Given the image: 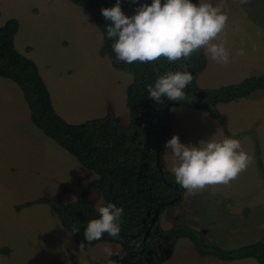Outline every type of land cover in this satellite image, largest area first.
<instances>
[{"label":"rangeland","instance_id":"1","mask_svg":"<svg viewBox=\"0 0 264 264\" xmlns=\"http://www.w3.org/2000/svg\"><path fill=\"white\" fill-rule=\"evenodd\" d=\"M110 1L113 6L117 3ZM195 2L216 6L222 0ZM145 3L149 1L121 0V8L136 14ZM224 11L227 25L214 42L224 41L230 62L225 65L208 57L207 82L203 77L202 81L209 88L264 73V0H248L243 5L239 0H227ZM12 17L20 22L17 48L38 63L54 105L67 121L82 123L112 111L120 124L129 122L126 89L133 75L116 68L105 54L101 30L85 8L70 0H0V24ZM241 49L244 55H239ZM190 97L188 94L187 99ZM263 98L264 92H260L248 100H235L232 106L220 103L224 124L201 109L194 117L192 110L181 112L187 102L172 106L173 118L181 113L177 122L181 134H176L181 143L199 147L202 140L221 142L224 137L217 140L213 133L222 124L225 131H231L226 137L238 139L252 163L227 185H212L195 193L185 189L183 201L162 212L155 231L186 224L203 231L211 244L224 248L264 240V181L255 149L257 141L264 160ZM149 117L148 113L142 115L140 122ZM228 118L232 120L229 129ZM240 130L248 133L239 136ZM96 177L95 171L85 168L37 128L20 86L0 76V264H116L122 252L119 242L85 246L81 253L80 243L65 228L56 209L40 202L54 197L75 200ZM88 200L97 208L105 204L96 188L89 189ZM28 202L33 204L26 206ZM105 248L114 254L109 256ZM151 248L161 250L157 240ZM165 251L163 264H260L254 258L223 261L202 257L189 238L179 239L173 249ZM147 257L136 264H147Z\"/></svg>","mask_w":264,"mask_h":264},{"label":"trees","instance_id":"2","mask_svg":"<svg viewBox=\"0 0 264 264\" xmlns=\"http://www.w3.org/2000/svg\"><path fill=\"white\" fill-rule=\"evenodd\" d=\"M70 1L90 13L101 30L102 49L114 66L133 75L126 89L130 118L127 124L121 125L110 111L105 116L82 123L67 121L57 111L38 63L16 46L19 20L12 17L0 24V76L11 79L20 86L37 128L72 154L85 168L97 173V177L82 188L75 200L65 202L60 197H54L41 199L40 202H47L56 209L65 228L80 244L83 242L85 246H93L100 242H119L122 245L120 256L125 255L120 264H133L148 255L152 240H158L163 250L153 253L148 264H163L166 261L165 250L173 249L181 238H189L202 257H214L223 261L254 258L264 264V240L236 248H224L211 244L203 231L186 224H178L158 233L155 231L162 212L183 201L185 192L176 183L175 176L166 167L163 157L162 144L169 135L174 116L172 108L178 102H187L224 124L225 120L217 105L264 90V73L249 76L237 83L201 90L197 79L208 61L203 48L193 52L190 57L173 63L163 57L151 63L137 61L128 64L118 61L112 48L114 40L107 36V26L112 22L106 20L101 12L104 8L114 7L111 1ZM148 1L149 4L153 2ZM125 15L131 17L135 14ZM185 65L187 71L192 73L193 80L184 89L183 101H169L167 97H163L162 103H158L148 96V85L154 86L157 78L168 71H185ZM199 92L204 94L201 99L197 97ZM188 94L191 97L187 99ZM170 103L171 108L167 110ZM147 113L150 114L149 120L140 122L139 117ZM255 149L257 168L264 181V162L257 141ZM90 188L101 191L105 199L104 206L114 203L123 209L118 237L111 238L105 233L101 239L91 244L85 239L87 223L100 218L98 208L88 200ZM30 204L33 202H28L26 206ZM75 229H79V232H73Z\"/></svg>","mask_w":264,"mask_h":264},{"label":"clouds","instance_id":"3","mask_svg":"<svg viewBox=\"0 0 264 264\" xmlns=\"http://www.w3.org/2000/svg\"><path fill=\"white\" fill-rule=\"evenodd\" d=\"M135 3L136 0H133ZM247 4L248 0H239ZM227 0L216 6L211 3L194 4L192 0H153L136 9L129 17L121 8V0L114 7L101 10L103 17L112 23L107 26V36L114 40L112 45L116 59L128 64L134 62H154L165 58L173 63L203 48L212 61L227 65L229 51L224 41L215 43L227 25L228 15L224 11ZM239 55H244L243 49ZM168 71L148 85V96L158 103L167 97L169 101H183L185 87L193 80L191 72ZM166 152L174 157L172 173L176 183L188 192L203 191L212 185H227L246 171L252 157L242 150L241 142L234 138H224L221 142L213 139L200 141L199 147L181 143L174 135L165 143ZM100 218L87 223L84 235L91 244L105 233L111 238L120 235V219L123 209L114 203L99 207ZM73 232H79L75 229ZM85 245L80 244V252ZM104 251L112 256L111 249Z\"/></svg>","mask_w":264,"mask_h":264},{"label":"crops","instance_id":"4","mask_svg":"<svg viewBox=\"0 0 264 264\" xmlns=\"http://www.w3.org/2000/svg\"><path fill=\"white\" fill-rule=\"evenodd\" d=\"M133 14V13H132ZM208 62V61H207ZM202 77H203V79H204V81H206L207 82V65H206V67H205V69L201 72V74H199V76H198V78H199V80L197 79V84H198V87L200 88V89H207V87H208V85H206V84H204L203 83V81H202ZM237 83V82H236ZM226 84H233V83H226ZM222 85H225L224 83H221V85L220 86H222ZM219 87V86H218ZM209 88V87H208ZM260 92H264V90H257V91H255L254 93H252L250 96H252L253 94H258V93H260ZM250 96H247V97H244V98H240V99H236V101H242V100H248L249 98H250ZM264 99V98H263ZM127 101V100H126ZM235 102V100H233V101H231V102H228V103H221V104H226V105H228V106H232L233 105V103ZM180 103H182V102H180ZM179 104V103H178ZM221 104H218V111L222 114V112L221 111H223L219 106L221 105ZM176 105V104H175ZM187 106L188 107H185V109H180L181 110V112L182 111H184V110H192V116L194 117V113L196 112V110H199V108H197V107H193V106H190L189 104H187ZM173 111H174V109H173ZM110 112V111H109ZM112 112V111H111ZM206 113V112H205ZM211 116V115H210ZM222 116V115H221ZM116 117V116H115ZM213 117V116H212ZM200 118L201 119H203L204 121H205V118L204 117H202V116H200ZM214 119H216L215 117H213ZM116 119H117V117H116ZM181 119V113H180V116H178V114H176V116L173 118V120H172V122H171V128H170V132H169V135H168V137H167V139L164 141V143H163V157H164V161H166L165 160V157H167V162H165V164H166V167L171 171V168L173 167V161H174V157L172 156V153H170V152H166L167 150L165 149V143H166V141H168V140H170L174 135H176V134H181V129L179 128V126H178V124H177V122L179 121ZM191 119V117L189 116L187 119H186V121L188 122L189 120ZM217 120V119H216ZM217 122H218V120H217ZM232 123V120H230L229 121V118H228V129H229V127H230V125H231V123ZM184 123H185V121H184ZM209 123V121H207V124ZM219 123V122H218ZM122 125V124H121ZM185 125H186V123H185ZM223 126H222V124H219V126H218V129L213 133L214 135H215V137H216V139L217 140H219V138L220 137H224V138H227L226 137V135L228 134L227 132L229 131V132H231L230 131V129L229 130H227V131H225L223 128H222ZM250 127V126H249ZM253 129H252V127H250V129H249V131H252ZM241 131V132H240ZM239 132V136L241 135V133L242 132H245L244 130H240ZM245 133H248V132H245ZM168 159H170V160H168ZM263 159V158H262ZM263 162H264V160H263Z\"/></svg>","mask_w":264,"mask_h":264},{"label":"flooded vegetation","instance_id":"5","mask_svg":"<svg viewBox=\"0 0 264 264\" xmlns=\"http://www.w3.org/2000/svg\"><path fill=\"white\" fill-rule=\"evenodd\" d=\"M204 96V94H203V92L202 93H197V97L199 98V99H201L202 97ZM141 117H139V119H140ZM159 231H156V233H158ZM152 241H154V240H152ZM157 242H158V240H157ZM159 243V246H160V248H161V250H154L153 248H151V246L149 247V249H148V255H146V256H148L147 258H145V261H146V263L148 264V262H150L151 261V259H150V257H151V255L153 254V253H158V252H161L162 250H163V248H162V246H161V243L160 242H158ZM152 245V244H151ZM121 255V254H120ZM125 255H123V256H119L118 257V259H117V261L119 260V259H123V257H124ZM143 257H145V256H143ZM142 257V258H143ZM141 259V258H140ZM139 259V260H140ZM138 260V261H139ZM137 261V262H138ZM137 262H134L133 264H136ZM117 264V263H116Z\"/></svg>","mask_w":264,"mask_h":264},{"label":"water","instance_id":"6","mask_svg":"<svg viewBox=\"0 0 264 264\" xmlns=\"http://www.w3.org/2000/svg\"><path fill=\"white\" fill-rule=\"evenodd\" d=\"M192 2L194 3V2H195V0H192ZM170 107H171V103H170V104H168V106L166 107V109H167V110H169V109H170ZM160 147H161V140H160V143H159V149H160ZM158 151H159V150H158ZM121 260H122V259H119V260L117 261V264H120Z\"/></svg>","mask_w":264,"mask_h":264}]
</instances>
